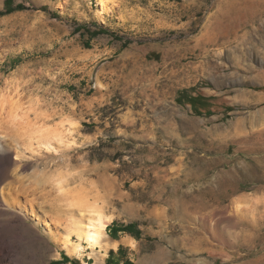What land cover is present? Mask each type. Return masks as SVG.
Here are the masks:
<instances>
[{
    "label": "rangeland",
    "instance_id": "1",
    "mask_svg": "<svg viewBox=\"0 0 264 264\" xmlns=\"http://www.w3.org/2000/svg\"><path fill=\"white\" fill-rule=\"evenodd\" d=\"M19 3L0 15V101L64 138L0 136V264H107L121 246L118 264H264V0ZM95 203L110 245L69 254L67 220Z\"/></svg>",
    "mask_w": 264,
    "mask_h": 264
},
{
    "label": "bare ground",
    "instance_id": "2",
    "mask_svg": "<svg viewBox=\"0 0 264 264\" xmlns=\"http://www.w3.org/2000/svg\"><path fill=\"white\" fill-rule=\"evenodd\" d=\"M107 1L108 0H100V2L104 6H106ZM6 100V98H2L0 101L1 139L2 137L10 141H24L25 139H29L28 142H31V144L33 145L39 144L41 146V144H43L47 147H50L53 144L52 142L55 140H63V131H58L57 128L60 127H57V125L52 124V121L48 119V116L41 115L40 119L39 117L36 118L37 121L32 118V120H30L29 117H31L32 112L30 113L29 109H26L24 112H21V110L24 108H21V106H19L18 103L15 102L13 99H9L8 102L10 103L4 106ZM15 164H17L15 171H19V169L22 171L26 168L24 166L22 167V165H20L19 163ZM59 175L60 179L57 178L58 181L60 180L58 186L60 189H64L66 188L65 185L67 183V180L64 177L65 175ZM19 188H21V185L17 186L13 183L7 185V187L3 186L1 188V191L5 190L4 192H6L7 190H9V192H13L15 190V192H18L20 190L19 192H21V189ZM25 191L26 190H24V192ZM79 208L80 211L83 213H90V217L88 220H85L86 214H82L83 218H81L80 220L76 219L75 217H71L67 220V222L64 221L66 222L62 235L64 247L67 249L68 253L72 255L80 254L85 249V245H88V247L91 249L100 248L101 251L107 250L110 243H108L104 239L106 235L105 230L107 227V223L112 220V216L107 215L104 212L103 206L100 203L89 205L85 204Z\"/></svg>",
    "mask_w": 264,
    "mask_h": 264
},
{
    "label": "trees",
    "instance_id": "3",
    "mask_svg": "<svg viewBox=\"0 0 264 264\" xmlns=\"http://www.w3.org/2000/svg\"><path fill=\"white\" fill-rule=\"evenodd\" d=\"M6 10H0L1 14H6L13 12L15 10H22L25 8V4L19 3L17 5L13 4V0H6ZM213 97H205L203 95L193 96L189 94L188 91H184L179 96V101L183 102L184 104H190L195 112L199 115H211L213 114V110L210 109L211 100ZM109 233L116 237L120 232H129L133 235L140 237L141 230L137 227L136 223H130V224H119L118 222H113V224L108 226ZM124 256L126 255L125 248L121 246L119 250L116 252L112 250L110 252V255L107 260V264H118V260H114L116 255ZM71 262L72 264H78V262L74 259H71L66 254L63 255V259L59 261V263H68ZM127 264H132L130 260H126Z\"/></svg>",
    "mask_w": 264,
    "mask_h": 264
},
{
    "label": "crops",
    "instance_id": "4",
    "mask_svg": "<svg viewBox=\"0 0 264 264\" xmlns=\"http://www.w3.org/2000/svg\"><path fill=\"white\" fill-rule=\"evenodd\" d=\"M26 144H27V143H26ZM35 145H36V144H35ZM38 145H39V144H38ZM38 145H37V146H38ZM41 146H45V145L41 144ZM41 146H39V147H41ZM117 246H118V245H117Z\"/></svg>",
    "mask_w": 264,
    "mask_h": 264
}]
</instances>
